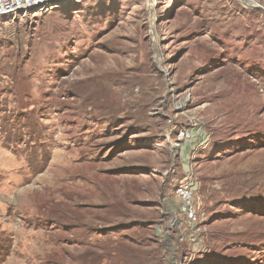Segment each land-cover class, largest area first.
Returning <instances> with one entry per match:
<instances>
[{"label": "rangeland", "instance_id": "374dc122", "mask_svg": "<svg viewBox=\"0 0 264 264\" xmlns=\"http://www.w3.org/2000/svg\"><path fill=\"white\" fill-rule=\"evenodd\" d=\"M0 264H264V0L0 16Z\"/></svg>", "mask_w": 264, "mask_h": 264}, {"label": "built area", "instance_id": "2783aa9c", "mask_svg": "<svg viewBox=\"0 0 264 264\" xmlns=\"http://www.w3.org/2000/svg\"><path fill=\"white\" fill-rule=\"evenodd\" d=\"M42 0H0V16L16 14L28 7L40 3ZM176 195L180 200V212L190 225L197 221L196 208L193 203V187L189 183L182 182L176 188Z\"/></svg>", "mask_w": 264, "mask_h": 264}]
</instances>
